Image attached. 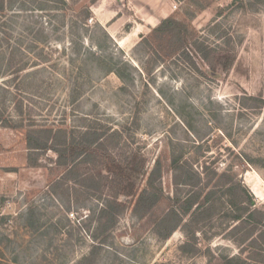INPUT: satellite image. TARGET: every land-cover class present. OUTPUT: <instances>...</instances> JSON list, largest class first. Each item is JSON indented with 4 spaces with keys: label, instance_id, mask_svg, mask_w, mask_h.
<instances>
[{
    "label": "rangeland",
    "instance_id": "374dc122",
    "mask_svg": "<svg viewBox=\"0 0 264 264\" xmlns=\"http://www.w3.org/2000/svg\"><path fill=\"white\" fill-rule=\"evenodd\" d=\"M98 1L14 0L0 13V115L16 125L0 117V264H264V226L244 239L249 211L264 210V0H106L94 12ZM167 17L190 39L145 44ZM48 128L66 130L63 149L88 128L118 131L102 147L138 150L147 171L159 163L157 189L180 202L195 190L185 171L227 175L165 239L169 201L133 197L114 224L101 217L113 175L93 157L69 172L71 158L30 148L28 131Z\"/></svg>",
    "mask_w": 264,
    "mask_h": 264
},
{
    "label": "trees",
    "instance_id": "16d2710c",
    "mask_svg": "<svg viewBox=\"0 0 264 264\" xmlns=\"http://www.w3.org/2000/svg\"><path fill=\"white\" fill-rule=\"evenodd\" d=\"M13 1L14 0H0V13L4 14L8 8L13 7L15 5V2ZM55 1L64 5L67 4V0ZM90 13V10H88V12H86V17H88ZM158 38L163 42L166 40L172 41L178 38L181 43L188 41L190 36L188 28L183 24V22L173 17H167L162 19L160 24L152 29V33L149 36H143L142 41L150 46L152 45V41ZM196 45L198 44L196 43ZM199 51L204 53V59L207 58L208 49L206 46H203V48L199 47ZM222 56L226 58L224 69L228 70L234 56L223 54V51L218 52L217 57L219 60ZM213 69L215 70V66H213ZM21 70H23V68L18 69L17 71ZM0 117L1 119L5 118L3 115H0ZM5 119L11 127L14 128L16 126L11 118ZM116 134H118V131L116 130L108 133L107 129L100 132L97 129L89 130L88 128L82 136V142L75 144L73 141L71 142L64 139L62 142L64 144V149L57 146L54 142L56 138L58 139L59 135L66 136V130L62 128L58 131H54L52 128L42 129L39 133L28 131L26 139L30 148L41 150L52 149L57 152L59 157L64 159V161H60L61 164H68L66 161L71 158L73 165L68 170L69 172L74 171L78 164L82 161H86L88 157L99 159L101 163L106 165L107 171L114 177L112 181L115 184V191L112 198H109L102 208L101 217L105 214L109 215L108 217L110 222L113 224L116 222L118 215L128 207L133 197H136L135 202L138 207L158 203L161 199L169 201V208L162 214L157 223L158 234L165 239L169 238L173 232L180 227L186 215H195L199 213L203 207L207 206V204L211 201V192L209 191L206 196L202 198L203 191L210 186L220 185L224 177L227 175L226 173L219 174L218 172L209 171L207 167L202 172L194 170L185 171L187 179L184 180L183 184L191 186L195 190L188 198H186L184 202H180L178 198H174L170 194H166L163 189H160V191L157 189L155 180L161 173V166L159 163L150 171H147L146 158L141 156V153L138 150L133 149L130 153L125 152L122 157H118L110 153L107 147H102L105 144L107 137L109 139L111 138V135ZM93 144H95V147L92 146ZM85 156L87 157L84 159ZM90 158H88V160H91ZM77 159H81V161H76ZM176 163V160H173V164L176 165ZM145 176L146 183L139 190L141 180ZM121 195L128 196L129 201L123 202L120 200ZM252 200L253 199L249 200L250 204H252ZM234 219L239 223H245L246 217L244 216V213L240 212L234 215ZM248 219L257 224L249 228L244 239L253 237L259 229V224L264 226V210L259 208L250 210L248 213ZM239 228H241L239 224L234 226V230H238ZM259 240H264V230L260 232L258 238L255 240L257 241L256 244ZM257 245H259V243ZM99 246L100 243H96L92 248L91 253L84 257L83 261L89 260L95 254V251ZM182 247L184 249L190 247V250L192 251L197 250V245L191 244V242H186Z\"/></svg>",
    "mask_w": 264,
    "mask_h": 264
},
{
    "label": "crops",
    "instance_id": "0c3cea01",
    "mask_svg": "<svg viewBox=\"0 0 264 264\" xmlns=\"http://www.w3.org/2000/svg\"><path fill=\"white\" fill-rule=\"evenodd\" d=\"M99 1H105L106 2V0H99ZM99 1L95 4V5H93L92 7H91V9L94 11V12H96V11H98L99 9H100V6L102 5H99ZM132 2H134V1H132ZM147 5V4H146Z\"/></svg>",
    "mask_w": 264,
    "mask_h": 264
}]
</instances>
